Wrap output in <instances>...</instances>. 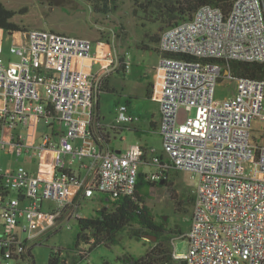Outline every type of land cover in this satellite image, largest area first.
Masks as SVG:
<instances>
[{
	"label": "built area",
	"instance_id": "2783aa9c",
	"mask_svg": "<svg viewBox=\"0 0 264 264\" xmlns=\"http://www.w3.org/2000/svg\"><path fill=\"white\" fill-rule=\"evenodd\" d=\"M9 32L23 39L10 47L17 60L0 57V152L24 161L0 159V264H35L34 245L63 223L86 218L81 208L96 193L135 194L143 163L157 167L151 180L172 168L199 178L189 250L173 251L171 264H264V143L251 141L253 119L264 121V79L238 78L231 68L233 61L264 63V0H235L229 13L206 4L162 32L164 152L151 148L147 161L140 143L121 153L111 147L96 109L104 78L128 70L129 53L107 41L100 58L86 37ZM97 59L102 68L94 73ZM223 79L235 92L222 99ZM183 105L196 115L178 123ZM42 121L48 130L39 135ZM134 121L123 104L110 127Z\"/></svg>",
	"mask_w": 264,
	"mask_h": 264
},
{
	"label": "rangeland",
	"instance_id": "374dc122",
	"mask_svg": "<svg viewBox=\"0 0 264 264\" xmlns=\"http://www.w3.org/2000/svg\"><path fill=\"white\" fill-rule=\"evenodd\" d=\"M0 1L7 9L15 11L10 21L20 25L22 29H46L86 37L93 42V49L99 48V53L106 50L107 41H113L122 55L129 53L132 65L128 70L122 66L119 71L113 72L108 83L115 91L101 92L99 107L96 109L110 131L112 148L124 149L139 142L154 148L156 154H163V139L158 130L160 91L155 93L151 76L160 63L162 53L156 50L159 43L152 41L151 37L156 33L161 36L163 30L170 25V20L171 23L175 21L177 16L168 19L161 11L163 3L171 0H116V8L107 13L95 12L87 0ZM1 37L0 57L6 62L17 60L18 57L11 53L10 47L13 41L22 40L23 34L18 32L12 35L4 29ZM101 68V62L97 60L93 72ZM230 90L235 92V83L223 79L217 91L218 98H225L224 93ZM123 104L128 105L135 121L128 123L126 128H121L124 124L116 129L111 128L116 123L118 108ZM195 115L196 108L189 109L183 105L178 110V123ZM152 122L156 123V128L151 126ZM136 127L142 128L144 132L136 133ZM47 130V124L42 121L36 132L40 135ZM251 141L264 143V121L260 118L252 121ZM145 153V160H150L153 153L147 150ZM0 159L4 164L12 161L19 165L23 163L24 155L0 152ZM140 169L148 173L156 171L157 167L143 163ZM168 180L166 185L156 186L152 190L147 202L157 219H162L163 215L168 216L169 230L161 238L171 242L174 252L184 254L189 250L186 234L190 230L199 178L189 170L172 168ZM104 197V194L96 193L94 197L88 198L81 208L82 213L90 217L103 205H109ZM78 232V221L72 220L63 223L61 229L53 231L48 237L42 238L32 249L35 264H47L52 248L73 245ZM90 239L93 241L92 236ZM117 239V242L97 246L90 252L87 260H79L76 264H127L128 256L139 258L145 255L157 241L146 236L136 238L129 229L118 234Z\"/></svg>",
	"mask_w": 264,
	"mask_h": 264
},
{
	"label": "trees",
	"instance_id": "16d2710c",
	"mask_svg": "<svg viewBox=\"0 0 264 264\" xmlns=\"http://www.w3.org/2000/svg\"><path fill=\"white\" fill-rule=\"evenodd\" d=\"M87 1L95 12L100 13L110 12L117 6L116 0ZM234 2L235 0H171L163 3L161 11L166 14L165 17L168 19L171 16H177L172 23L170 20V25L166 27L168 28L180 21L191 18L195 11L203 5H215L222 8L226 13H229ZM14 15L15 11L7 9L0 1V28L12 32L23 30L20 25L10 21ZM160 38L161 36L157 33L151 37L152 41L157 43L160 42ZM156 50L160 52L158 47H156ZM231 68L234 75L238 78L264 79V63L233 61ZM108 82V77L104 78L102 92L115 91L114 88L109 86ZM98 107L99 100L97 103ZM151 126L153 128L157 127L155 122H152ZM137 132L138 134L143 133L139 129ZM104 136L105 140L109 142L110 133ZM143 151V160H145L146 150L143 148ZM168 181V177L151 180L148 173L141 170L135 194L119 197L105 195L103 199L110 206L103 205L97 210L96 214L79 220V232L73 245L67 247L61 246L58 249L57 247L52 248L47 264H76L79 260H87L94 248L102 243L117 242L118 234L127 229L136 238H143L147 235L156 236L157 238L154 247L145 255L139 258L128 256L127 264H171L173 262L172 244L169 240L161 238L169 230L168 221L164 218L165 215L162 216V219H157L147 202L148 198L152 195V190L156 186L166 185ZM91 236L93 241L90 239Z\"/></svg>",
	"mask_w": 264,
	"mask_h": 264
},
{
	"label": "crops",
	"instance_id": "0c3cea01",
	"mask_svg": "<svg viewBox=\"0 0 264 264\" xmlns=\"http://www.w3.org/2000/svg\"><path fill=\"white\" fill-rule=\"evenodd\" d=\"M99 51V48H97V49H93V52L94 53H96V52H98ZM102 53V52H101ZM100 53V55H99V57L101 58L102 57V54ZM97 60H99L100 62H101V65H102V59H97ZM95 64H96V62H95ZM94 64V65H95ZM94 65H93V67H94ZM158 66V65H157ZM157 66H156V70H155V72L151 75L152 76V87L155 89V93H156V91H160L161 90V85H160V81H159V70H158V68H157ZM118 71L120 70V68H118L117 69ZM117 70H115V71H117ZM92 71H93V69H92ZM114 72V71H113ZM113 72L112 73H109L108 74V81H109V77H111V75L113 74ZM150 76V77H151ZM152 94H154V92L152 93ZM159 98H160V95H159ZM99 100H100V97H99ZM98 114L100 115V113L98 112ZM102 119V118H101ZM160 121V120H159ZM126 125L127 124H125V125H123L121 128H123V127H125L126 128ZM158 125H159V122H158ZM130 128V127H129ZM138 129H139V131H143L144 132V130L142 129V128H140V127H136L135 128V132L136 133H138L137 131H138ZM141 136V135H140ZM110 141H111V136H110ZM137 143H139V142H137ZM133 144H135V143H133ZM132 145V144H131ZM131 145H129V146H127L126 148H124V149H121V148H117V149H114L115 151H120V152H118V153H121V152H124V151H126ZM141 146L145 149V150H147L148 152H150L151 151V148H149L148 146H145V145H142L141 144Z\"/></svg>",
	"mask_w": 264,
	"mask_h": 264
},
{
	"label": "water",
	"instance_id": "95a60500",
	"mask_svg": "<svg viewBox=\"0 0 264 264\" xmlns=\"http://www.w3.org/2000/svg\"><path fill=\"white\" fill-rule=\"evenodd\" d=\"M118 152H120V151H118ZM164 218L167 220L168 219V216H165ZM146 237L152 238L154 240L157 239L156 236H152V235H147Z\"/></svg>",
	"mask_w": 264,
	"mask_h": 264
}]
</instances>
